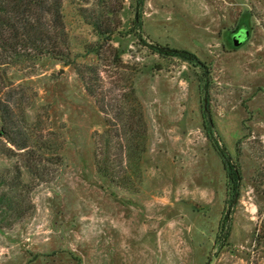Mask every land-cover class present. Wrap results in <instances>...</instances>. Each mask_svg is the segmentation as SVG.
<instances>
[{
    "label": "rangeland",
    "instance_id": "1",
    "mask_svg": "<svg viewBox=\"0 0 264 264\" xmlns=\"http://www.w3.org/2000/svg\"><path fill=\"white\" fill-rule=\"evenodd\" d=\"M244 12L245 44L222 48ZM61 13L65 42L0 68V96H23L15 120L60 146L31 176L0 120V264H264V0H62ZM121 126L145 152L103 179L96 157L119 158Z\"/></svg>",
    "mask_w": 264,
    "mask_h": 264
},
{
    "label": "trees",
    "instance_id": "2",
    "mask_svg": "<svg viewBox=\"0 0 264 264\" xmlns=\"http://www.w3.org/2000/svg\"><path fill=\"white\" fill-rule=\"evenodd\" d=\"M61 10L62 0H0V68L17 61L38 60L56 49L60 42H65ZM95 26L97 27V24ZM148 46L162 56L189 63L198 62L194 54L184 50L160 47L156 44ZM22 99L23 96H0L1 134L6 142L15 148L27 172L31 176L44 177L49 173V163L44 155L53 153L56 157L53 161L60 164V146L52 139L33 137L23 117L15 120L14 110L22 105ZM132 118L134 119L133 115ZM119 122L123 123L121 120ZM131 131L135 134L128 133L124 126L115 128L114 136L120 137L117 148L119 158L116 162L105 160L103 153L97 155L95 161L101 178L113 180L118 175V169L121 171V168L126 169L128 165L134 170L133 173H136L138 161L145 152L146 140L142 133L132 129ZM103 136L108 142H102L101 145L109 146L111 134L105 132ZM215 148L224 169L231 168V174L238 175L239 171L234 169L216 146ZM5 149L6 155L12 154L11 148ZM223 220H227V216Z\"/></svg>",
    "mask_w": 264,
    "mask_h": 264
},
{
    "label": "flooded vegetation",
    "instance_id": "3",
    "mask_svg": "<svg viewBox=\"0 0 264 264\" xmlns=\"http://www.w3.org/2000/svg\"><path fill=\"white\" fill-rule=\"evenodd\" d=\"M250 20L251 14L248 12L241 13L232 28L222 31L220 35L222 48L233 51L243 46L250 33ZM234 42L238 46H234Z\"/></svg>",
    "mask_w": 264,
    "mask_h": 264
},
{
    "label": "water",
    "instance_id": "4",
    "mask_svg": "<svg viewBox=\"0 0 264 264\" xmlns=\"http://www.w3.org/2000/svg\"><path fill=\"white\" fill-rule=\"evenodd\" d=\"M234 46H238V44L234 42Z\"/></svg>",
    "mask_w": 264,
    "mask_h": 264
}]
</instances>
